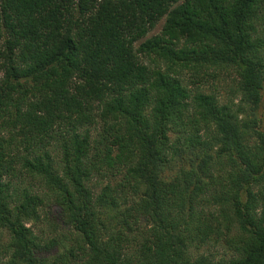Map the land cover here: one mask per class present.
<instances>
[{
	"label": "trees",
	"instance_id": "trees-1",
	"mask_svg": "<svg viewBox=\"0 0 264 264\" xmlns=\"http://www.w3.org/2000/svg\"><path fill=\"white\" fill-rule=\"evenodd\" d=\"M263 27L264 0H0L8 264H264ZM46 199L75 234L49 257Z\"/></svg>",
	"mask_w": 264,
	"mask_h": 264
},
{
	"label": "rangeland",
	"instance_id": "rangeland-1",
	"mask_svg": "<svg viewBox=\"0 0 264 264\" xmlns=\"http://www.w3.org/2000/svg\"><path fill=\"white\" fill-rule=\"evenodd\" d=\"M164 24V20L159 22V24L156 26V28L148 34V36L145 38H150L158 33H160L162 26ZM264 28V27H263ZM262 35L264 36V29L261 28ZM143 39L142 41H144ZM141 41V42H142ZM139 44V43H138ZM137 44V45H138ZM233 77L232 74L228 73H222L221 77L218 81L214 82V89L216 88L217 95H220V99L222 102L227 101L230 95L231 88L233 86ZM238 102V101H235ZM243 116V115H242ZM92 129V128H91ZM98 134L97 129H92L91 135L92 139H96ZM50 146L47 149H51ZM172 174V173H171ZM15 185H19V180L13 179ZM21 184V183H20ZM22 185L29 186L30 184H21ZM105 185L104 182L100 181L95 182V189L97 191L101 190V187ZM32 188H34V191H38V193L42 196H44L43 189H39L37 187H34L32 185ZM40 218L37 223L30 224L32 226V229L35 233V235L38 237L41 244L44 246H47L51 244V242H54V246L50 248V250L45 251L44 255L49 257L50 255H57L60 253H63L71 246V239L75 238V234L73 231L64 223V220L60 214V211L58 210L57 205L50 199H46V203L43 206V208L40 210ZM8 242V237L4 233H0V264H8L9 259V253H6L5 246ZM233 249L229 250L226 246L223 244L221 246H215L210 247L209 250L205 251L206 255H211L213 257L219 258L224 257L223 255L226 254L227 257H230L233 254ZM196 254L204 253V250L195 251Z\"/></svg>",
	"mask_w": 264,
	"mask_h": 264
}]
</instances>
